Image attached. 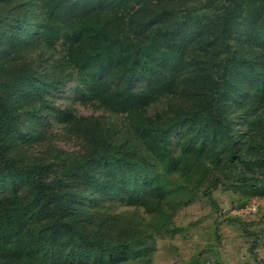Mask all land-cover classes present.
Returning <instances> with one entry per match:
<instances>
[{"label":"trees","instance_id":"obj_1","mask_svg":"<svg viewBox=\"0 0 264 264\" xmlns=\"http://www.w3.org/2000/svg\"><path fill=\"white\" fill-rule=\"evenodd\" d=\"M28 2L40 9L32 36L66 45L80 97L124 113L126 130L133 129L153 157L117 144L98 116L74 114L85 137L81 152L58 156V163L17 160L8 153L5 121L11 113L20 117L14 97L41 101L45 90L61 89L70 77L36 76L43 89L30 83L29 93L22 69L0 95V264H130L135 254L146 264L150 246H134L120 230L101 231L92 206L105 195L150 213L187 205L198 192L214 202L218 186L264 195V127L258 129L255 111L238 117L245 129L234 127L236 117L224 106L238 76L259 92L264 109V0H16L14 16L25 15L30 26ZM176 3L180 13L169 8ZM140 79L146 86L135 88ZM173 83L183 103L176 100L167 115L152 117L147 110L160 86L176 89ZM181 128L176 154L171 136Z\"/></svg>","mask_w":264,"mask_h":264},{"label":"rangeland","instance_id":"obj_2","mask_svg":"<svg viewBox=\"0 0 264 264\" xmlns=\"http://www.w3.org/2000/svg\"><path fill=\"white\" fill-rule=\"evenodd\" d=\"M15 1L0 0V28L10 33L8 36L0 34V95L9 93L12 80L22 69L27 73L25 85L29 93H32L31 84L43 89L36 76L45 80L67 74L70 77L63 82L61 89L45 90L41 101L23 93L14 97L13 108L19 111L20 117L11 119L12 113L10 117H5L11 130L8 141L12 140L8 153L23 162L41 160L58 163V156L71 157V154L81 152L85 137L75 127L72 117L75 114L98 116L113 129L117 144L130 147L134 155L150 156L152 159L153 154L135 137L134 130H126L124 113H112L97 100L80 97L76 71L68 61L66 45L57 40L49 46L41 38L32 36L36 28L34 22L40 18L38 2L34 5L27 3L30 15L26 14L32 20L29 26L23 22L25 15L14 16L16 13L11 5ZM177 6L176 3L169 8L180 13L183 7ZM183 71L184 67L179 69L177 83H180ZM232 80L238 85L230 89L224 106L226 112L236 117L234 127L245 129L238 117L246 113L252 116L256 112L260 130L264 127V109L259 106V92L254 95L250 91V82L238 76ZM145 86V80L134 82L135 88ZM173 87L176 88L177 84L173 83ZM160 90L158 101L147 110L152 117L167 115L176 100L183 103V94L178 88L162 85ZM39 105L48 106L42 109ZM60 109H69L71 114L67 116ZM182 130L184 128L171 136L170 147L176 154L181 150ZM0 183L5 182L1 180ZM212 195L214 202L205 193L198 192L187 205L150 213L141 206L128 204L120 196L110 194L102 196L92 210L95 219L98 222L101 220L102 232L110 234L120 230L124 232V239L131 240L134 246H150L146 264H264V195L256 194L251 188L224 189L221 186L212 189ZM233 217H238L239 221L225 220ZM251 247L256 256L252 254ZM141 256L135 254L130 264H144Z\"/></svg>","mask_w":264,"mask_h":264}]
</instances>
